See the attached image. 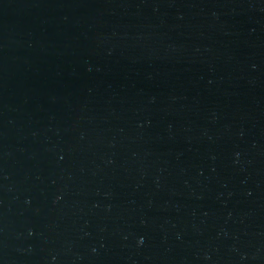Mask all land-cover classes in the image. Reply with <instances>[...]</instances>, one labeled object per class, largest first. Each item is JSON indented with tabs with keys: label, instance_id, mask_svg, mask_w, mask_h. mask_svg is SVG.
<instances>
[{
	"label": "water",
	"instance_id": "95a60500",
	"mask_svg": "<svg viewBox=\"0 0 264 264\" xmlns=\"http://www.w3.org/2000/svg\"><path fill=\"white\" fill-rule=\"evenodd\" d=\"M0 264H264V0H0Z\"/></svg>",
	"mask_w": 264,
	"mask_h": 264
}]
</instances>
